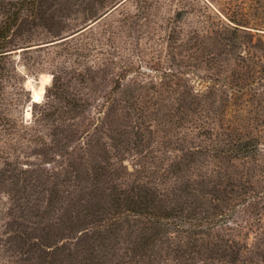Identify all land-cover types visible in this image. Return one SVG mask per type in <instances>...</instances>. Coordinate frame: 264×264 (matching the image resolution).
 I'll use <instances>...</instances> for the list:
<instances>
[{
    "label": "rangeland",
    "instance_id": "1",
    "mask_svg": "<svg viewBox=\"0 0 264 264\" xmlns=\"http://www.w3.org/2000/svg\"><path fill=\"white\" fill-rule=\"evenodd\" d=\"M147 1L47 0L31 42L10 48L16 72L0 86L13 126H0V200L14 204L0 225L4 261L264 264V0ZM138 14L132 39L121 21ZM108 25L110 54L54 45ZM235 26L247 36L241 50L219 34ZM131 84L134 102L122 91ZM65 95L92 108L66 113ZM252 137L255 158L229 154ZM127 195L183 230L155 234L143 208L100 227Z\"/></svg>",
    "mask_w": 264,
    "mask_h": 264
},
{
    "label": "trees",
    "instance_id": "2",
    "mask_svg": "<svg viewBox=\"0 0 264 264\" xmlns=\"http://www.w3.org/2000/svg\"><path fill=\"white\" fill-rule=\"evenodd\" d=\"M46 1L47 0H0V86L3 85V82H7L9 81V79H12L10 77H12L14 72H16L14 63L9 61V59L13 57L14 54L10 48L12 46H18L20 44L31 42L34 36L33 29L36 30V28L39 27V25L41 24L40 20L44 18L46 14V11L42 8ZM149 5L150 3L147 0H143L142 7H148ZM143 17L146 18L145 14H138L135 17L127 16L121 21L125 23L124 27L126 28L128 35H130L132 39H136L138 37V32L140 31V27L143 24V22H141V19ZM26 27L28 29L32 28V30L28 31V29L26 30ZM92 28L93 26L79 32L68 40L56 43L54 45L66 44L70 47L72 46V49L79 52H83L84 50H89L93 48L95 51H97V54L105 55L107 52L110 54V50L113 49V45L116 44L115 38L117 37V32L114 31V26L112 25H108L101 32L93 31L91 32L90 36H87L86 38H78V44L73 46L74 43L71 41V39H76V36L84 34L87 30ZM241 32L243 31L239 27L235 26L233 27V30H230V28H221L219 34H224L225 39L230 42V47H232L233 49L239 48L241 50L243 49L244 42L246 43L247 41V36ZM216 33L218 34V32ZM171 38L172 36L170 34L169 39ZM33 49L36 48H24L21 53L26 54L32 51ZM238 56L241 60L243 59L244 61L246 60L245 58H247L245 55L242 54H238ZM98 60L99 59H97L96 61V64H100L98 66L105 64L104 61ZM252 63L256 64L255 62ZM136 74L139 75L140 73ZM59 85V79L57 75L54 74L53 84L50 88H48V92L55 91L53 92L54 94L62 92ZM133 86L135 85H126L124 86L122 91L128 94L129 97H132L130 99L134 102L136 97H134L133 94ZM64 99L65 105H63V110L66 113L73 112L76 110L87 112L92 108V104L90 101L81 102L80 100H76L74 97H70L69 95H65ZM33 102L40 101H35L33 95L32 103ZM3 103L4 98L1 96L0 93V126L8 124V128L13 127L12 123H10V120L4 112ZM228 152L231 156L236 158H255L262 152L260 148V140H258V138L253 137L241 139L239 145L235 146ZM119 200L120 199H118L117 201V207L110 209L113 214V217L110 219L103 220L100 227L105 228L107 226H116L130 213L137 214L139 213V209L143 208L142 210L148 212L150 214V217L152 218L150 221L155 226V234L161 232L162 230H168L172 226L174 228L183 230V227L181 225L172 223L170 221L164 222L166 219H168V217L166 218L161 214L152 213L150 209H147V207H145L143 200L139 199L138 195H127L124 197L123 200ZM8 201L9 202L0 200V225L1 223H5V225H8L9 222L7 220L14 212L13 199L9 198ZM222 217L226 216L222 215ZM222 217H218L212 221H209L207 225H217V222L222 221ZM196 226L198 225H195L194 227ZM194 229L195 228L191 229V231H193ZM187 238H191V236ZM0 264L12 263H10V261H4V259L0 257Z\"/></svg>",
    "mask_w": 264,
    "mask_h": 264
},
{
    "label": "bare ground",
    "instance_id": "3",
    "mask_svg": "<svg viewBox=\"0 0 264 264\" xmlns=\"http://www.w3.org/2000/svg\"><path fill=\"white\" fill-rule=\"evenodd\" d=\"M45 78H46V79H45V81L43 82V84L40 85L38 89H35V92H34V93H35L36 97L41 96V95L44 93V91H45V85H46L47 83H50L51 76H50V75H47ZM28 83H29V82H28ZM27 111H28V113H30V109H29V108H28Z\"/></svg>",
    "mask_w": 264,
    "mask_h": 264
},
{
    "label": "water",
    "instance_id": "4",
    "mask_svg": "<svg viewBox=\"0 0 264 264\" xmlns=\"http://www.w3.org/2000/svg\"><path fill=\"white\" fill-rule=\"evenodd\" d=\"M124 1H126V0H124ZM57 43V42H56ZM54 44V43H53Z\"/></svg>",
    "mask_w": 264,
    "mask_h": 264
}]
</instances>
